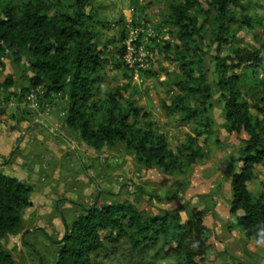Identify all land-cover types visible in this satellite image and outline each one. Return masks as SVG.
<instances>
[{"label": "rangeland", "instance_id": "1", "mask_svg": "<svg viewBox=\"0 0 264 264\" xmlns=\"http://www.w3.org/2000/svg\"><path fill=\"white\" fill-rule=\"evenodd\" d=\"M41 1L50 16H72L75 10L76 0ZM178 1L86 0L82 7L88 39L105 60L83 110L96 126L108 117L111 96L125 113L135 108L137 116H129V123L162 135L168 150L180 157L179 166L168 170L140 162L122 142L99 150L88 146L65 123L71 106L67 90L49 92L42 84L39 107L29 108L31 56L24 50L5 52L0 81L11 85L0 88V172L32 187V207L22 215L21 230L0 238L15 264L53 263L65 226L88 207L114 202L131 204L146 224L162 217L165 225L138 255L129 237H122L114 254L99 253L102 264H184L188 252H194L195 264L200 258L206 264H264V237L248 239L230 213L231 182L242 165L248 133L234 130L226 118L228 95L218 86L221 73L214 65L231 47L264 44V0H240L234 9L238 20L221 42L214 40L211 15L207 19L192 10L200 35L189 42V50L168 19L170 4ZM207 1L199 0L202 9H208ZM184 55L195 70L206 72L211 87L206 107L194 99L182 102L193 113L187 120L188 113L174 106L181 95L176 84L184 78ZM231 74L239 78V100L248 102L252 122L264 125V72L242 64L228 70ZM12 133L16 137L7 140ZM61 136L74 141L73 148ZM247 188L254 197L264 192V166L255 167Z\"/></svg>", "mask_w": 264, "mask_h": 264}, {"label": "trees", "instance_id": "2", "mask_svg": "<svg viewBox=\"0 0 264 264\" xmlns=\"http://www.w3.org/2000/svg\"><path fill=\"white\" fill-rule=\"evenodd\" d=\"M0 1L4 3L0 5V70L3 68L5 50L28 52L34 76L29 80L27 91L42 84L48 85L49 92L67 90L71 106L65 123L78 130L80 138L88 146L99 150L106 145L122 142L134 151L140 162L148 166L155 163L164 170L179 166L180 157L168 150L162 135H153L129 123V116H137L135 108L125 113L111 96L113 101L108 105V117L96 126L92 125L89 115L83 110L91 96L92 85L100 79L98 71L105 61L96 53L95 44L90 42L89 32L83 26L85 18L82 7L86 0L75 1L72 16L66 12L47 15L43 12L41 0H27L25 3L22 0ZM207 6V10L202 9L199 0H181L170 4L169 22L178 27L179 37L185 42L186 48L189 42H195L196 35H200L198 18L191 14L192 10L204 12L207 19L211 15L216 27L214 40L221 42L231 25L237 22L234 9L241 4L240 0H208ZM229 49L226 56L215 58L214 65L221 73L218 86L223 96L228 95L225 97L226 118L232 128L248 133L242 165L231 182L230 213L246 237L255 240L264 237V192L254 197L247 185L254 177L255 167L264 166V125L257 120L252 122L254 119L250 115L248 102L239 100V78L235 74L228 75V70L246 64L264 72V44L253 49ZM180 60L184 78L176 85L182 96H177L174 106L176 110L188 113L183 118L187 120L193 113L190 114L182 102L194 99L206 107L211 99V87L203 69L195 70L185 55ZM254 83L255 86L261 84ZM10 85V81H0V88ZM165 107L169 110V106ZM191 146L192 143H189L185 148L188 150ZM31 194V186L0 172V238L21 230L22 215L31 206ZM123 220H126L125 224ZM162 221V217H152L146 224L131 204H95L86 208L69 226H65L56 259L51 264H102L98 259L99 253L103 252L106 256L114 254V245L122 237H129L131 249L136 250V255L144 250L148 240L153 242L152 239H156V235L162 231L157 228L165 225ZM149 233L152 237L148 236ZM188 253L184 264L197 263L194 252ZM198 262L206 264L202 258ZM0 264H15L12 255L1 243Z\"/></svg>", "mask_w": 264, "mask_h": 264}, {"label": "built area", "instance_id": "3", "mask_svg": "<svg viewBox=\"0 0 264 264\" xmlns=\"http://www.w3.org/2000/svg\"><path fill=\"white\" fill-rule=\"evenodd\" d=\"M5 52H8V50H5ZM39 94H42V92H39V88H34L27 92L25 99L29 108L37 109L39 107Z\"/></svg>", "mask_w": 264, "mask_h": 264}, {"label": "crops", "instance_id": "4", "mask_svg": "<svg viewBox=\"0 0 264 264\" xmlns=\"http://www.w3.org/2000/svg\"><path fill=\"white\" fill-rule=\"evenodd\" d=\"M40 124H42V122H40ZM16 136H15V134L14 133H12L11 135H10V138H7V140H12V139H14ZM61 138H62V140H64V141H66V143L69 145V147L70 148H73V142L74 141H72L70 138H68L67 136H65V137H63V136H61ZM32 188V187H31ZM30 207H32V202H31V206ZM29 207V208H30Z\"/></svg>", "mask_w": 264, "mask_h": 264}]
</instances>
